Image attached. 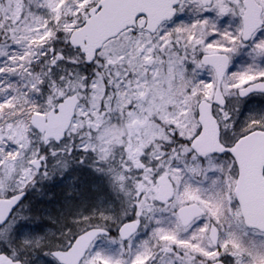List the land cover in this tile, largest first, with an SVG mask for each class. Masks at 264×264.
I'll list each match as a JSON object with an SVG mask.
<instances>
[{
    "label": "snow or ice",
    "instance_id": "obj_1",
    "mask_svg": "<svg viewBox=\"0 0 264 264\" xmlns=\"http://www.w3.org/2000/svg\"><path fill=\"white\" fill-rule=\"evenodd\" d=\"M0 264H264V0H0Z\"/></svg>",
    "mask_w": 264,
    "mask_h": 264
}]
</instances>
